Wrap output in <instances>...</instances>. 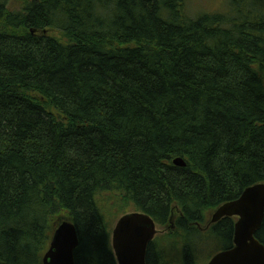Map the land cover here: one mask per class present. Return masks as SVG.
<instances>
[{"label": "trees", "instance_id": "1", "mask_svg": "<svg viewBox=\"0 0 264 264\" xmlns=\"http://www.w3.org/2000/svg\"><path fill=\"white\" fill-rule=\"evenodd\" d=\"M19 1L0 0V264H43L64 219L76 264H117L131 208L167 228L147 264L232 248L237 218L210 222L264 183V0L194 19L186 0Z\"/></svg>", "mask_w": 264, "mask_h": 264}, {"label": "water", "instance_id": "2", "mask_svg": "<svg viewBox=\"0 0 264 264\" xmlns=\"http://www.w3.org/2000/svg\"><path fill=\"white\" fill-rule=\"evenodd\" d=\"M174 164L186 167L181 158ZM233 217L237 218L233 247L214 255L208 264H264V245L256 237L264 221V183L248 187L238 199L220 206L210 223ZM157 228L154 219L143 212L121 216L111 238L117 264H147L148 248L160 232ZM79 243L75 225L62 222L53 234L43 264H76Z\"/></svg>", "mask_w": 264, "mask_h": 264}, {"label": "rangeland", "instance_id": "3", "mask_svg": "<svg viewBox=\"0 0 264 264\" xmlns=\"http://www.w3.org/2000/svg\"><path fill=\"white\" fill-rule=\"evenodd\" d=\"M22 2L19 0H13V2L10 4L9 9L16 11L21 9ZM186 14L190 18H197L201 15L210 14V13H218V14H225L229 11V0H186ZM48 33H50L51 36L60 38L61 32L59 30H51ZM132 209V208H131ZM128 209L126 212H134L133 210ZM175 218V217H174ZM67 221L66 219L63 220ZM117 220L114 222L112 220L111 228L113 225V228L115 227ZM160 232L156 236L155 240L160 239L163 236V231L167 228L165 227H159L157 228ZM113 230V229H112ZM112 238V237H111ZM154 240V241H155ZM220 252V249L217 247L216 242L215 243H205L202 246V257L201 261L204 262L208 261V257L214 256L217 253ZM200 264V263H199Z\"/></svg>", "mask_w": 264, "mask_h": 264}, {"label": "bare ground", "instance_id": "4", "mask_svg": "<svg viewBox=\"0 0 264 264\" xmlns=\"http://www.w3.org/2000/svg\"><path fill=\"white\" fill-rule=\"evenodd\" d=\"M131 213V212H130ZM128 214V213H127Z\"/></svg>", "mask_w": 264, "mask_h": 264}, {"label": "flooded vegetation", "instance_id": "5", "mask_svg": "<svg viewBox=\"0 0 264 264\" xmlns=\"http://www.w3.org/2000/svg\"><path fill=\"white\" fill-rule=\"evenodd\" d=\"M208 263H209V262H208ZM208 263H207V264H208Z\"/></svg>", "mask_w": 264, "mask_h": 264}]
</instances>
